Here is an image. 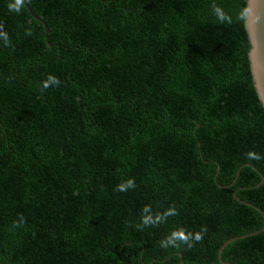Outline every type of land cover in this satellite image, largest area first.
<instances>
[{
	"label": "trees",
	"instance_id": "1",
	"mask_svg": "<svg viewBox=\"0 0 264 264\" xmlns=\"http://www.w3.org/2000/svg\"><path fill=\"white\" fill-rule=\"evenodd\" d=\"M14 2L0 0V264H220L231 239L224 261L264 264L246 0ZM49 75L61 83L42 90ZM147 205L179 215L140 229ZM179 228L206 232L161 248Z\"/></svg>",
	"mask_w": 264,
	"mask_h": 264
},
{
	"label": "clouds",
	"instance_id": "2",
	"mask_svg": "<svg viewBox=\"0 0 264 264\" xmlns=\"http://www.w3.org/2000/svg\"><path fill=\"white\" fill-rule=\"evenodd\" d=\"M25 0H15L14 3L9 4L10 10H15L19 12L23 7ZM213 14L216 16L217 20L221 23H231V17H229L224 10L218 5L213 4L212 7ZM247 15L245 11L241 15V19H244ZM0 36H2L4 44L8 45L10 43L9 37L6 33L0 32ZM60 80L54 75H49L48 78L42 83V90L48 89L52 86H59ZM245 158L248 160H264V155L257 153L255 151H249L245 153ZM136 188V182L134 179L130 178L119 184L115 191L117 192H127L128 190H132ZM143 214L140 219V224L137 225L138 228L143 229L144 227H156L161 223H165L169 217L179 215V212L176 208L170 207L163 213L152 214L151 206L147 205L142 210ZM23 217H21V220ZM15 224V222H14ZM18 226V225H16ZM205 229H201L200 232H190L185 230L184 228H179L172 231L165 239L160 241V246L163 249L168 248H179L181 245H187L188 248L194 247L196 243H199L204 238Z\"/></svg>",
	"mask_w": 264,
	"mask_h": 264
},
{
	"label": "water",
	"instance_id": "3",
	"mask_svg": "<svg viewBox=\"0 0 264 264\" xmlns=\"http://www.w3.org/2000/svg\"><path fill=\"white\" fill-rule=\"evenodd\" d=\"M246 3H247V7H246L247 15L245 20V25L251 45V49L249 52V59L251 63V70L253 75L255 91L258 95L261 104L264 107V0H246ZM242 168L238 172L237 178L239 177ZM263 182H264V177H263ZM235 198L241 201L237 197V192L235 193ZM241 202L246 203L244 201ZM246 204L253 206L264 216V211L261 210L259 207L254 206L250 203H246ZM263 230L264 227L261 231ZM259 233L260 232L254 234H259ZM235 240L236 239H231L221 247L219 251L220 264H232L223 260V251L224 248H226V246H228L230 243H232Z\"/></svg>",
	"mask_w": 264,
	"mask_h": 264
}]
</instances>
